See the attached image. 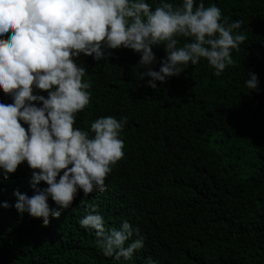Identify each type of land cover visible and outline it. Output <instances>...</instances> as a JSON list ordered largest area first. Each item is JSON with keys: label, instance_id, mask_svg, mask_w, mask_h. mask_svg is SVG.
Instances as JSON below:
<instances>
[{"label": "trees", "instance_id": "16d2710c", "mask_svg": "<svg viewBox=\"0 0 264 264\" xmlns=\"http://www.w3.org/2000/svg\"><path fill=\"white\" fill-rule=\"evenodd\" d=\"M147 2L154 8L159 0ZM203 3L217 5L229 22L239 19L235 31L246 34L231 52L234 64L218 76L201 58L153 89L130 48L107 49L100 61L74 58L91 93L74 127L87 130L103 115L127 117L119 133L124 154L110 165L104 191L78 193L47 225L12 206L14 189L32 195L27 163L0 176V202L9 204L0 206V264H146L149 257L158 264H264V0ZM153 52L158 69L163 45ZM249 70L257 90L244 84ZM0 102L11 96L0 90ZM88 204L97 205L106 228L124 219L138 228L144 246L131 260L104 256L94 231L78 223Z\"/></svg>", "mask_w": 264, "mask_h": 264}, {"label": "clouds", "instance_id": "9594fccd", "mask_svg": "<svg viewBox=\"0 0 264 264\" xmlns=\"http://www.w3.org/2000/svg\"><path fill=\"white\" fill-rule=\"evenodd\" d=\"M240 25L239 19L221 18L219 7L203 0L175 6L159 0L154 8L147 0H0V90L12 101L0 102V176L6 179L21 162L31 169L32 195L14 189L12 206L47 225L78 193L86 198L104 191L110 165L124 154L119 133L127 117L103 115L87 130L74 127L75 114L91 95L90 82L82 79L86 69L74 59L80 53L100 61L110 54L107 49L130 48L139 53L140 77H148L145 83L156 89V81L179 75L183 65L201 58L220 75L235 62L231 52L246 40L245 33L235 31ZM177 36L190 39L180 44ZM157 45L165 55L153 69ZM246 76L247 89L257 90V74L249 70ZM33 87L47 90V96ZM86 207L90 210L78 223L94 231L104 256L131 260L144 246L127 219L118 228H106L97 205ZM146 264L158 262L149 257Z\"/></svg>", "mask_w": 264, "mask_h": 264}]
</instances>
